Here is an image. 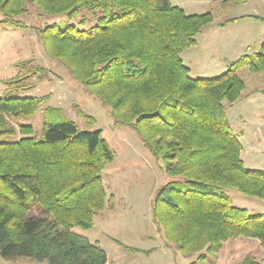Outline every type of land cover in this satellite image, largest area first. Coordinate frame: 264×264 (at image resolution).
<instances>
[{
	"label": "trees",
	"instance_id": "obj_1",
	"mask_svg": "<svg viewBox=\"0 0 264 264\" xmlns=\"http://www.w3.org/2000/svg\"><path fill=\"white\" fill-rule=\"evenodd\" d=\"M24 2L48 16L102 12L86 31L36 32L45 55L106 106L115 124L132 128L167 177L180 180L160 190L152 209L168 246L183 257L198 254L197 264L231 238L255 239L264 248V213L250 215L222 194L235 190L264 202V173L245 167L223 105L243 92L241 70L264 78V43L215 78L191 79L180 55L211 23L209 12L186 15L169 0H0V28L27 29L19 20ZM45 99L0 98V257L106 264L105 252L72 229L93 228L113 153L99 131H80L57 109L45 111L40 139L30 126L8 122L7 116L34 115ZM35 203L40 213L29 217Z\"/></svg>",
	"mask_w": 264,
	"mask_h": 264
},
{
	"label": "rangeland",
	"instance_id": "obj_2",
	"mask_svg": "<svg viewBox=\"0 0 264 264\" xmlns=\"http://www.w3.org/2000/svg\"><path fill=\"white\" fill-rule=\"evenodd\" d=\"M169 1L186 15L209 12L212 16V23L201 29L195 45L180 55L191 79L215 78L226 72L229 63L247 55L239 50L241 20L221 26L228 19L243 15L246 11L242 5L231 0ZM24 3L27 13L19 20L27 29L7 25L0 28V98L46 99L34 115L19 118L7 116L8 122L16 128L19 125L30 126L32 136L40 139L45 111L57 109L80 131H99L113 153V161L102 172L104 206L93 216V228L87 231L73 228L72 231L105 252L106 264H197L198 254L183 257L172 245L168 246L152 216L160 190L166 184L180 180L167 177L161 162L143 145L132 128L115 124L108 108L43 51L37 30L50 26L60 29L74 26L86 31L97 23L102 12L82 10L71 18L67 15L48 16L34 4ZM229 34L234 36L232 44ZM233 46L237 49H233ZM250 74L247 68L239 72L244 83L242 93L245 95L257 89L264 92L263 76ZM242 93L233 104L223 102L226 117L242 145L240 157L245 167L264 173V97L259 94L245 98ZM19 138L20 134H17L15 139ZM247 150H250L248 155ZM222 194L234 207L244 209L250 215L264 213V202L256 198L246 197L235 190H223ZM39 213L35 203L28 216ZM164 243L169 248L166 249ZM127 248L153 251L148 256L135 255ZM164 251L169 259L163 254ZM245 258L256 264H264V248L255 239L231 238L222 244L215 256L208 257L202 264H242ZM0 264L46 262L29 258L7 261L0 257Z\"/></svg>",
	"mask_w": 264,
	"mask_h": 264
},
{
	"label": "crops",
	"instance_id": "obj_3",
	"mask_svg": "<svg viewBox=\"0 0 264 264\" xmlns=\"http://www.w3.org/2000/svg\"><path fill=\"white\" fill-rule=\"evenodd\" d=\"M231 1H235L236 4L242 5L245 8L246 12H244V14L241 15L239 18L228 19L226 22L222 23L221 26L224 27L228 24H234L240 19L242 25L240 28V35H239L241 37L239 50L241 52L243 51L247 55L256 54L259 52L261 45L264 43V0H231ZM225 2L226 1H224L223 3ZM229 36H230L229 38L230 44H232L233 41H235L234 36L231 34H229ZM233 49H237L236 46H233ZM247 79L250 80V77H247ZM261 91H262L261 89L260 90L257 89L255 90V92L253 90L252 92L245 93V95L243 93L242 94L243 97L245 98L251 95H259V94H261L264 97V94ZM249 153L250 150H247L246 154L248 155ZM241 160L243 161V159ZM163 246L166 249L169 248L165 245V243L163 244ZM135 250L139 251L135 255L143 254L145 256H148L149 253L151 254V251H153V250L150 251L144 249H135ZM163 254L167 257V259H169L166 251H164Z\"/></svg>",
	"mask_w": 264,
	"mask_h": 264
}]
</instances>
